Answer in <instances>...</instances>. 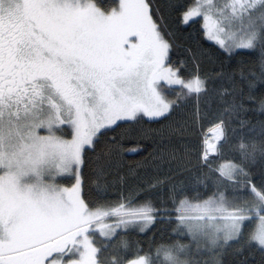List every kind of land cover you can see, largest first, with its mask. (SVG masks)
Segmentation results:
<instances>
[{
  "label": "snow or ice",
  "instance_id": "snow-or-ice-1",
  "mask_svg": "<svg viewBox=\"0 0 264 264\" xmlns=\"http://www.w3.org/2000/svg\"><path fill=\"white\" fill-rule=\"evenodd\" d=\"M155 15L149 0H118L110 10L95 0H0V264H125L112 243L117 230L145 231L155 222L150 202L90 206L80 178L86 149L119 121L167 118L178 106L163 85H180L185 97L206 94L204 79L185 81L169 66L171 45ZM196 17L229 54L261 50L259 76L252 74L248 87L264 86V0H194L183 22ZM68 128L71 139L64 138ZM211 131L205 163L227 142L224 120ZM238 150L242 161L255 159V143L241 139ZM216 171L225 184L247 179L240 164ZM65 175L75 181L70 187L57 179ZM245 187L243 203L219 190L195 203L179 200L175 231L197 251L202 244L222 249L258 220L247 243L264 250V186ZM191 254V244L177 241L127 264H195Z\"/></svg>",
  "mask_w": 264,
  "mask_h": 264
},
{
  "label": "trees",
  "instance_id": "trees-1",
  "mask_svg": "<svg viewBox=\"0 0 264 264\" xmlns=\"http://www.w3.org/2000/svg\"><path fill=\"white\" fill-rule=\"evenodd\" d=\"M102 10H110L118 0H95ZM194 0H149L171 48L169 64L184 79L199 76L207 82L206 94L185 97L180 87L166 91L177 107L167 118H138L118 122L115 131L100 136L93 149H86L81 168L82 197L90 206L96 203L116 205L120 202L136 207L145 203L156 209V220L145 231L137 226L118 229L113 247L120 249L125 263L135 254L154 253L160 245L179 242L191 244L190 258L195 264H264V250L247 243L256 222H246L244 236L222 249L196 250L190 237L175 231V208L187 197L207 199L216 191L229 199H249L245 183L264 186V86L249 88L252 74L259 76L261 50L233 51L231 54L205 34L202 19L183 22V13ZM197 112L199 115L197 116ZM220 120L227 128V142L208 162L201 158L204 140ZM251 130V131H250ZM67 129L66 135L70 136ZM241 139L255 143V159L242 161L238 145ZM114 141V143H113ZM111 150V151H110ZM236 163L245 168L246 181L239 185L222 182L216 171L223 163ZM103 175H100V170ZM74 180V179H72ZM72 183L73 181H69ZM176 203H173V200ZM115 219L108 222L113 223ZM99 241L101 239L97 238ZM127 249L123 248V243ZM111 251V250H110ZM107 255V253H106Z\"/></svg>",
  "mask_w": 264,
  "mask_h": 264
},
{
  "label": "rangeland",
  "instance_id": "rangeland-1",
  "mask_svg": "<svg viewBox=\"0 0 264 264\" xmlns=\"http://www.w3.org/2000/svg\"><path fill=\"white\" fill-rule=\"evenodd\" d=\"M196 18H199V17H196ZM201 19H202V23L204 24V21H203V18L202 17H200ZM195 19V18H194ZM212 40V39H211ZM212 41H214V40H212ZM169 53H170V51H169ZM168 64H169V59H168ZM169 66L170 67H172V69L177 73V75L181 78V79H183V80H185V81H187V80H189V79H192V78H189V79H184V78H182L180 75H179V73H178V70L175 68V67H173L171 64H169ZM176 87H180L181 88V86L180 85H171V86H169V85H163V87H162V91H163V94L165 95V98L167 99V100H169V101H172L171 99H169V97H168V95L166 94L167 92L166 91H172V89L173 88H176ZM146 118H148V117H146ZM124 121V120H123ZM120 122V121H119ZM68 130L71 132V129L70 128H68ZM66 131H67V129L65 130V132H64V138H66V139H71V136H67L65 133H66ZM213 132L212 131H210L209 132V135L205 138V139H208V141H209V143L211 144V143H215V141H214V139H213ZM210 153H212V152H210ZM209 153V154H210ZM224 164H227V163H223L222 165H224ZM81 168H82V166H81ZM81 168H80V178H81ZM58 180H59V182H60V184L62 185V186H64V187H70L75 181L74 180H72L73 178L71 177V175H65V176H62V177H58L57 178ZM69 181H73L72 183H70ZM81 196H82V189H81ZM83 198V197H82ZM115 219V218H114ZM109 221V220H108ZM108 221H106L107 223H111V222H108ZM115 222V221H114ZM113 222V223H114ZM259 223V221L257 220V222H256V226H257V224ZM256 228V227H255ZM97 238H99V239H103L102 237H99V234H97V236H96V240H97ZM97 244H98V240H97ZM125 264H127V263H125Z\"/></svg>",
  "mask_w": 264,
  "mask_h": 264
},
{
  "label": "bare ground",
  "instance_id": "bare-ground-1",
  "mask_svg": "<svg viewBox=\"0 0 264 264\" xmlns=\"http://www.w3.org/2000/svg\"><path fill=\"white\" fill-rule=\"evenodd\" d=\"M206 34V33H205Z\"/></svg>",
  "mask_w": 264,
  "mask_h": 264
}]
</instances>
